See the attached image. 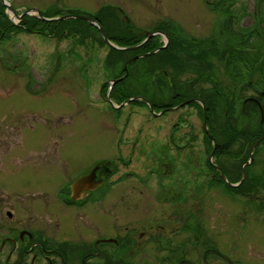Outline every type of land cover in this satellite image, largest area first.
Masks as SVG:
<instances>
[{
	"label": "flooded vegetation",
	"instance_id": "af4514ba",
	"mask_svg": "<svg viewBox=\"0 0 264 264\" xmlns=\"http://www.w3.org/2000/svg\"><path fill=\"white\" fill-rule=\"evenodd\" d=\"M204 3L217 15L214 23L217 25L211 35L216 46L203 49V53L218 48L220 55L211 58L209 69L203 62V69L219 74L224 90L232 91L233 84L226 75L229 57H238L241 51L249 53L257 62L253 63L255 67L247 64V72L260 74L256 84H252L254 90H248L239 99V87H235L233 104L225 105L218 78L209 76L212 83L203 80H209L203 83V96L194 93L190 98L182 97L179 92L176 95L170 74L160 68L150 94L145 95L137 69L139 83L131 103L147 108L153 117V109L159 113L171 108H196L202 121L201 133L189 125L187 132L175 130L181 128L178 125L170 132L156 135L142 129L130 132L131 119L137 112L132 110L125 117L122 130L109 137L108 154L97 159L92 139L62 130L64 123L73 127L78 118L74 86L71 85L70 97L77 110L70 121L62 114L47 117L49 108L40 102L43 94L51 98L57 92H70L63 89V83L54 82V75H63L62 68L56 64L54 75L45 70L39 77L32 72L25 79L28 82L25 91L33 102L10 108L16 115L0 125V170L14 177L13 181L0 179V264H196L192 256L203 249L204 254L210 250L209 243H205L206 216L208 204L220 198L214 191L216 187H227L229 195L241 204L239 217L249 216L250 211L264 215V170L257 174L254 169L258 156L264 158L261 146L258 148L262 142L256 145L258 139L251 145L249 140L256 126L264 123V88L259 84L264 77V9L260 3L251 7L244 0H204ZM106 9L119 18L121 28L138 35L142 41L148 37L147 32L155 33L148 42L155 41L161 46L168 43V48L172 38L182 36L181 23L175 18L167 19L165 14L156 20L148 17L146 27H141L133 24L125 9L118 6ZM91 16L95 20L100 18L98 13ZM219 29L225 38L223 46L215 39ZM242 29L251 35L245 49L239 48ZM33 33L41 35L42 31ZM46 37L54 38L55 33ZM61 41L62 37L57 49ZM178 48L170 57L180 62L183 57L186 64L190 63L191 53ZM135 55L140 53L132 57ZM57 59L62 62L60 50ZM181 68L177 67L179 72ZM163 77L170 85L167 91L160 85ZM116 87L121 86L111 89L110 83H105L100 95L118 123L122 117L119 113L124 109L121 105L128 99L119 100ZM123 89L120 88L121 96L125 97ZM207 96H214L224 106L217 114L209 112V119L204 100ZM159 103L160 109L154 105ZM167 103L174 105L163 106ZM249 104L255 105L254 112ZM231 113L236 122L234 129L229 122ZM31 119L42 120V132L37 139L26 133L34 129ZM205 121L207 126L210 121L214 131H206ZM81 143H88L94 153L81 152ZM6 165H11L12 170L6 169ZM232 262L239 263L237 259Z\"/></svg>",
	"mask_w": 264,
	"mask_h": 264
},
{
	"label": "rangeland",
	"instance_id": "374dc122",
	"mask_svg": "<svg viewBox=\"0 0 264 264\" xmlns=\"http://www.w3.org/2000/svg\"><path fill=\"white\" fill-rule=\"evenodd\" d=\"M6 1L19 14V16H14L9 13L10 19H14L13 22L18 24L22 16L21 13L24 11L27 13V11L32 9H37L43 15L47 16H53L57 11L64 14H59V16L54 18H48V22H44V24L49 23V25H42L40 29L42 31L41 35L30 31H22L20 33L9 32L3 39H0V125H4V121L9 122V119L6 118H11L16 115L13 109L10 111V108L16 107L17 104L26 105L33 102V97L25 91V85L28 83L25 79H29L32 72L35 77H39V74L44 73L45 70L52 71L54 75V69L57 64L62 68L60 72L63 75H54V82L58 81L63 83V89H69L70 92H57L51 98L43 94L40 97V102L49 108L50 113H46L47 117L62 114L67 121H70L77 110L76 106H73L74 101L70 97L72 93L71 85L74 86L75 93L73 97L75 103L78 105V118L73 124V127L66 126L64 123L62 130L64 132L75 131L80 133L81 136H84L81 138L92 139V146L95 149V153L88 143L80 144V150L85 154L94 153L97 159H101L107 155L109 137L113 136L115 131L122 130L125 117L132 110H136L137 112L133 114L131 119L129 125L130 132L142 129L144 133L152 134L155 132L156 135L159 132L160 134L161 132H170L175 125L181 127H176L175 129L177 131L181 129L180 132L189 131L188 125L197 133L202 132V121L198 114L199 112L196 108L192 107L174 108L165 112L161 117L155 118L147 108L136 107L130 104L123 107V111L119 113L122 117H119L118 123L115 122L113 112H110L106 108L108 106L105 105L101 98L100 89L105 83L109 84L112 78H116L113 75L115 72H112V68L109 69L107 65V59L109 61L111 57L116 58L121 55L112 54L110 50L112 47L102 45L99 42V36L94 31H88L89 35L86 32L88 37L83 39L85 31H87V27L84 24L69 19L61 22L53 20L62 18L67 11L92 12L97 14L101 9L108 8V6H118L125 9L133 24L146 27L145 22L148 21V17L156 20L160 14H165L167 19L170 17L175 18L176 21L181 23L183 29L181 30V37H185L186 45L189 46L191 44L188 42L197 40L196 47L198 50H201L207 49L209 46H216L212 41L213 36L211 35L216 30L214 26L217 24L214 25V23L217 20V15L213 14L210 8H207L204 0ZM244 1L245 3H250L251 7L252 5L257 6L260 3L259 5L264 9V0ZM177 11L181 12L177 13ZM38 18L44 21L43 16ZM66 30L68 33L64 34ZM53 33H55L54 38L46 37V35ZM216 36L218 38L215 39L220 42L219 45L223 46L221 42H225V38L220 35V29L219 36ZM61 37V46L60 49H57ZM59 50L63 56L62 62L57 59ZM131 51L122 54V58L125 60L124 70L126 63L130 59L138 56L135 55L132 57L134 53ZM72 53H75L74 58H72ZM15 57H18L17 59L19 60L15 61ZM140 59L142 58L138 60ZM135 67L140 71L142 62L139 61L132 69ZM246 68L248 69L249 67L246 65ZM140 73L142 74L141 71ZM136 74L137 72L133 78L131 77L128 80V83L138 78ZM129 87H131V84L124 85V90ZM150 90L152 89L149 86L148 92ZM132 91H135V88H132ZM186 118L188 121H186ZM40 122H42L40 119L30 120V124L34 129L28 130L26 133L33 139L39 138L38 133L42 132V124ZM261 142L262 144L259 146H261L262 153H264V140H261ZM203 146H201L202 149ZM198 153L200 156L202 155L201 150ZM259 161L261 163L264 161L263 156H258V160L255 163L256 166L254 169L257 174L264 170V164H260ZM5 168L12 170L11 165H6ZM6 178H9L11 181L14 180V177L9 172L0 170V179L5 180ZM256 178L259 179L258 176ZM226 190L228 188L224 186L216 187L214 191L218 192L220 198L218 201L215 200V203L208 204L205 243H209L210 250H207L204 254L205 249H203V252L198 253L197 256H192L196 259L195 263L228 264L224 261L227 260L229 264H234L232 261L237 259L239 261L238 264H264V215H260L259 211H250L249 216L244 215L239 217L242 211L241 204L239 205L237 199H233ZM244 210L248 211L246 208Z\"/></svg>",
	"mask_w": 264,
	"mask_h": 264
},
{
	"label": "trees",
	"instance_id": "16d2710c",
	"mask_svg": "<svg viewBox=\"0 0 264 264\" xmlns=\"http://www.w3.org/2000/svg\"><path fill=\"white\" fill-rule=\"evenodd\" d=\"M56 14V13H54ZM58 15V13H57ZM99 17L97 19V21L99 22V24L103 27L106 36L109 38V40L113 41L115 44H117L120 47H134L137 46L138 44L141 43L142 39H139V36L136 34L131 33L130 31H128L127 29L125 30L124 28L120 27L121 22L119 21V18L117 16H115L113 14V12L111 11V9H101L100 12L98 13ZM48 17H51L50 15ZM45 21H43L42 19H39L36 16H27L24 18V20L22 21V23L26 26V29L34 31V30H40L42 25L44 24ZM77 22L84 24L87 27V31H85V35H83V39L87 38V33L89 35L88 31H94L100 38V43L102 45H107L105 43V41L103 40L98 28L94 27L93 25L81 21V20H77ZM44 25H49L48 24H44ZM14 26L12 25V23L9 20L8 14L6 13V8L2 5L1 1H0V39H3L7 33L12 32V29ZM17 31H19L18 29H15ZM87 32V33H86ZM240 43H239V48L240 49H245L247 48L248 44V40L250 38V34H248V32L244 29H242V32L240 34ZM185 38V37H184ZM180 37V38H172V43L170 44V46L160 52H158L157 54L153 55V56H149L146 58H142L134 63H132L130 65V69H129V75L128 77L121 83H119L118 85H120L121 87H116L115 92L117 93V98L119 100H125V99H130L134 96L135 91H132V88H136L137 87V83H139V78H137L136 80L133 79L132 82L128 83V80L132 77L135 76V70H137V68H133L132 67L137 64L139 61L142 62V68L140 69V71L142 72V76L140 79V83L143 86V91L144 94L147 95L149 94L148 90H149V86L152 89V84L155 81L157 74V70L160 68L165 69L171 76L172 80H173V84L175 86V90H176V95H178L179 93L182 95V97H185L188 95V98H190L192 95L191 94H200L201 96H203V92L205 94V90H203V83H209V80L211 82V77L215 76L218 78V88L220 89V92L223 94H225V96H223L221 94V97L224 98L225 100V105L226 102H229L230 104H233L231 101V98L233 97L234 91L233 89H235V87H239V99H241L242 96L245 95V93L249 90H254V87H252V84L255 85L256 84V78L260 77V74H255V73H249L247 72V68L246 65L251 64V67H255L253 66L254 62H257V60H255L249 53L246 52H239L238 57L234 56V57H229V62L227 65L226 71L228 74L227 77L229 79V81L231 82L232 85V91H229L228 89L224 90V85L222 83V81L219 80V74H213L212 72H210V70L205 71L203 69V62L206 63L207 68L209 69L211 67V58L213 56H216V58L220 55V51L218 48H215V50H209L203 53V49L198 50L197 49V40H194L192 42H188L191 45H186V40ZM248 44V45H247ZM161 45L158 42L155 41H150L148 42L146 45H144L142 48H139L137 50L131 51L134 54L135 53H140V54H144V53H150L156 49H158V47H160ZM178 46L183 47L182 51H187L188 53H191V56L189 57V60L191 61L190 63L186 64V62H184V58L181 57V61H175L173 60L172 57H170V53L171 52H178L179 48ZM241 46V47H240ZM258 48L262 49V46H259ZM112 51V54H116V55H121L120 57H116V58H110V60L108 61L107 59V65L109 67V69L112 70V72H115L113 75L116 78H121L125 75L126 71L124 70V63L125 60L122 58V54L128 53L127 51H120V50H115V49H110ZM129 52V53H131ZM225 54H222L223 58H224ZM234 59V60H233ZM193 63V65H190ZM234 65V67L236 68H232V66ZM177 67H187L186 69L182 70L179 72ZM174 68V69H173ZM262 69L264 70V64L262 65ZM115 70V71H114ZM182 72V73H181ZM185 73V74H184ZM164 74V73H163ZM209 76H211L209 78ZM136 77H138V74H136ZM182 77H185V80L182 79ZM164 78V77H163ZM161 78V87L167 91V89L170 88L169 82L164 78ZM196 79L195 82L190 83L192 81H194ZM204 79H209L208 82L204 81ZM212 83V82H211ZM127 84H131V87L125 89L127 90V96L122 97L121 94V90L120 88H123L124 85ZM260 86L264 88V77L262 78V80L260 81ZM240 85V86H239ZM216 87V86H215ZM213 88V87H212ZM124 90V89H123ZM248 91V92H249ZM179 92V93H178ZM150 97V96H148ZM179 99V98H178ZM205 100V104H206V108L208 111V119L210 117L209 112H215V114L218 113V111H222L224 109V106L222 107V105L218 104L217 99L214 96H207L206 98H204ZM169 103H167L166 105L163 106H173L174 103H171V105H168ZM155 107H157L158 109L162 108L161 105L162 104H154ZM231 108V107H230ZM249 108L254 112L256 110L255 105L253 104H249ZM214 114V117H215ZM213 117V118H214ZM212 119V117H211ZM229 122L231 124L232 129H234V127H236V122L234 117L232 116V113L230 114V119ZM212 125H213V120H212ZM208 131L212 132L214 130H211V123L209 121L208 124ZM261 137H264V123L262 125H258L256 126L255 132H253L252 136L250 137V141H251V145L253 142H256L258 139H260ZM208 143L210 144V140L208 141ZM260 146H258L259 148Z\"/></svg>",
	"mask_w": 264,
	"mask_h": 264
},
{
	"label": "water",
	"instance_id": "95a60500",
	"mask_svg": "<svg viewBox=\"0 0 264 264\" xmlns=\"http://www.w3.org/2000/svg\"><path fill=\"white\" fill-rule=\"evenodd\" d=\"M1 1H2L3 5L6 6V7L8 8L9 11H11L15 16H17L16 11L13 9L12 6H10L9 4H7L5 0H1ZM31 11H32V12H36L37 14L41 15V12H40L39 10H37V9H32ZM27 14H29V12L24 13V15H27ZM20 19H22V17H20ZM43 19H44V20H49V19H47V18H45V17H43ZM68 19H79V20H86V21L90 22L91 24H93L94 26H96V27L99 29V31H100L102 37L104 38L105 42H106L109 46H111L112 48H114V49H116V50H124V51L136 50V49L141 48L142 46H144V44H146V42H148V41L153 37V35H154V33H147V36H148V37H147L146 41H144V42L141 43L140 45H137V46H134V47L121 48V47H118V46L114 45V44H113V43L107 38V36H106V34H105L103 28L100 26V24H99L97 21H95L93 18H91V17L83 16V15H67V16H63V17L60 18V19H54L53 21H59V22H61V21H65V20H68ZM165 48H166V46H163V47H160V48H158L157 50H155V51H153V52H150V53H147V54H143V55H139V56H136V57L130 59V60L126 63V65H125V70H126L125 75H124L123 77H121L120 79H117V80H113V81H111V82H110V83H111V88H113L115 85H117L118 83L122 82L123 80H125V79L128 77V75H129V68H128V67H129V65H130L132 62L138 60L139 58H145V57H148V56H153L154 54L158 53L159 51H161V50H163V49H165ZM134 100H135V99H131V100H129V101L123 103V104L121 105V107H124L125 105H129V104H131ZM183 105H186V103H184ZM171 110H172V109H171ZM163 113H165V111H162V112H161V114H163ZM156 116H160V115H156ZM205 116H206V111H205ZM206 125H207V123H206V121H205V126H206ZM261 140L263 141V140H264V137L260 138V139L257 141L256 145H257L258 143H260ZM256 145L254 146V148L256 147Z\"/></svg>",
	"mask_w": 264,
	"mask_h": 264
},
{
	"label": "bare ground",
	"instance_id": "6f19581e",
	"mask_svg": "<svg viewBox=\"0 0 264 264\" xmlns=\"http://www.w3.org/2000/svg\"><path fill=\"white\" fill-rule=\"evenodd\" d=\"M9 13L12 14V15H14L11 11H9V12H8V17H10ZM46 16H47V15H46ZM12 20L14 21V19H12Z\"/></svg>",
	"mask_w": 264,
	"mask_h": 264
}]
</instances>
